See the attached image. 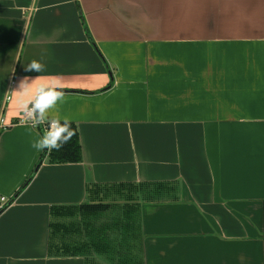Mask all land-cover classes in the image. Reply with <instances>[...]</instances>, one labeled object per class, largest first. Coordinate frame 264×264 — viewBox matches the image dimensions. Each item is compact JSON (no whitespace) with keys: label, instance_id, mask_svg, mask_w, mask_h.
<instances>
[{"label":"crops","instance_id":"0c3cea01","mask_svg":"<svg viewBox=\"0 0 264 264\" xmlns=\"http://www.w3.org/2000/svg\"><path fill=\"white\" fill-rule=\"evenodd\" d=\"M41 82L82 161L31 147ZM141 182L164 184L139 200L143 264H264V0H0V264H87L50 250L52 207Z\"/></svg>","mask_w":264,"mask_h":264},{"label":"trees","instance_id":"16d2710c","mask_svg":"<svg viewBox=\"0 0 264 264\" xmlns=\"http://www.w3.org/2000/svg\"><path fill=\"white\" fill-rule=\"evenodd\" d=\"M72 129L76 135L58 151L49 152L50 162L82 161L78 128L72 124ZM162 186L146 182L90 184L87 202L52 207L50 250L57 255H83L87 264H143L134 254L141 235L139 200L155 199ZM113 206L117 208L112 211V219L104 222L106 212ZM77 230H81L80 236L67 237Z\"/></svg>","mask_w":264,"mask_h":264},{"label":"clouds","instance_id":"9594fccd","mask_svg":"<svg viewBox=\"0 0 264 264\" xmlns=\"http://www.w3.org/2000/svg\"><path fill=\"white\" fill-rule=\"evenodd\" d=\"M27 68L31 71L40 73L44 70L45 66L41 62L32 61ZM34 80H36V78ZM34 80L29 82L26 77L20 83V90H31ZM64 99V92L61 90L58 83L41 82L36 86L29 100L27 102H22V110L32 119L34 126L46 125L42 135L31 144V147L37 152H43L45 150L58 151L76 135V132L72 129V121L69 119H49V113L56 109L58 104H62Z\"/></svg>","mask_w":264,"mask_h":264},{"label":"built area","instance_id":"2783aa9c","mask_svg":"<svg viewBox=\"0 0 264 264\" xmlns=\"http://www.w3.org/2000/svg\"><path fill=\"white\" fill-rule=\"evenodd\" d=\"M24 121H28L32 123V119H30L26 114H24V117L22 118ZM42 131L45 130L46 125L45 126H39ZM10 203V199L9 197L5 196V195H1L0 196V212L3 211Z\"/></svg>","mask_w":264,"mask_h":264},{"label":"rangeland","instance_id":"374dc122","mask_svg":"<svg viewBox=\"0 0 264 264\" xmlns=\"http://www.w3.org/2000/svg\"><path fill=\"white\" fill-rule=\"evenodd\" d=\"M116 208H117V206H113L109 211H107L106 212V214H105V216H104V218H103V221L104 222H106L107 220H110V219H112V211H113V213H114V211L116 210ZM69 220H71V219H67L66 221H69ZM102 221V222H103ZM112 221V220H111ZM81 235V230L79 231V230H77V231H72L71 232V235L70 236H67V237H71V236H73V237H78V236H80ZM103 260V259H102Z\"/></svg>","mask_w":264,"mask_h":264}]
</instances>
